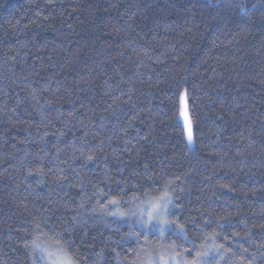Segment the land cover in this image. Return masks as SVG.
Segmentation results:
<instances>
[{
	"label": "trees",
	"instance_id": "obj_1",
	"mask_svg": "<svg viewBox=\"0 0 264 264\" xmlns=\"http://www.w3.org/2000/svg\"><path fill=\"white\" fill-rule=\"evenodd\" d=\"M165 192L190 243L112 220ZM34 240L78 264L213 243L201 264H264V0H0V264Z\"/></svg>",
	"mask_w": 264,
	"mask_h": 264
},
{
	"label": "snow or ice",
	"instance_id": "obj_2",
	"mask_svg": "<svg viewBox=\"0 0 264 264\" xmlns=\"http://www.w3.org/2000/svg\"><path fill=\"white\" fill-rule=\"evenodd\" d=\"M219 3L220 0H217ZM188 140H192V133H191V123H188ZM88 160H92V156L87 157ZM110 204L117 205L119 203L118 200L113 199L109 202ZM150 203V209L147 212V219H143V213L141 214V220L140 223L142 226H148L151 225L153 221L156 222V227L159 228L160 234L163 235L165 230L173 231V234L176 235L178 238H183L186 242H191L187 240L186 236V227L183 224H178L174 220H169L168 216L170 214V206L175 207L173 200L170 198L169 194L165 192L162 196L158 198V200L151 201ZM112 215L115 216H125L127 213L123 212H113ZM38 228L39 225H36ZM202 230V229H201ZM130 236H135L137 240H139V233L132 232L129 234ZM210 239L215 241V237H209ZM69 244H71V241H69ZM170 247L173 249L172 253L168 254H161L158 257L159 264H200V261L207 258L209 252L213 253V257L215 258L216 255L222 254L224 251L223 246H216L215 243H213V247L211 249H207L204 251H197L195 254V257L192 260L187 259L186 256L183 255V253H187L188 249H181L180 251H175V249L178 247L175 244L170 245ZM195 247V246H194ZM32 248L33 251H35L37 248H41V245L37 243L35 240L32 242ZM42 251L44 249H41ZM190 254V253H189ZM55 264H78V261L74 260L69 254H67L66 250L63 255V257L56 261ZM139 264H157V261L155 259L149 258L147 260H140Z\"/></svg>",
	"mask_w": 264,
	"mask_h": 264
},
{
	"label": "rangeland",
	"instance_id": "obj_3",
	"mask_svg": "<svg viewBox=\"0 0 264 264\" xmlns=\"http://www.w3.org/2000/svg\"><path fill=\"white\" fill-rule=\"evenodd\" d=\"M180 122L183 125L184 131H185V138L187 141V144L191 150L194 149V134H193V125L190 118V113L188 109V101H187V95L186 93L181 98V111H180ZM191 123V133H192V140H188V123ZM158 200V198H151L146 199L145 201H134L128 203V211L126 212L127 215L125 216H115L112 215V220L114 222H123L129 224L133 230H138L141 235L150 236V235H156L159 237V240L163 241V239H166V237L170 234H173V231L165 230L164 234L161 235L159 228L156 227V222L153 221L151 225L148 226H142L140 223L141 220V214L143 213V219H147V212L150 209V203L151 201ZM119 211V210H117ZM171 211V206H170ZM170 215V214H169ZM168 219L170 220L169 216ZM174 235V234H173ZM176 236V235H175ZM41 248H37L34 252V263L33 264H55L56 261H59L63 255L64 252L62 250H59L56 246L49 244V243H42L40 244ZM151 247L146 246V251L137 259L135 264H139L140 260H147L149 258L155 259L157 261V264H159L158 257L161 254H168L172 253L170 249H168L166 246L160 245L157 249L151 250L149 249ZM41 249H44L43 251ZM152 251V252H150ZM218 256L216 255L215 258L213 257V253L207 256L206 259L212 258L215 261L218 260ZM209 260V259H208ZM201 264V263H200Z\"/></svg>",
	"mask_w": 264,
	"mask_h": 264
}]
</instances>
